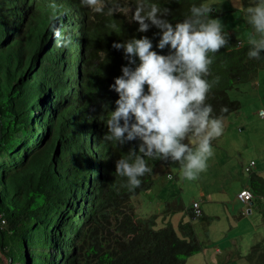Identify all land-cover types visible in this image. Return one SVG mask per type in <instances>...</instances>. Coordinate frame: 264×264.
<instances>
[{
	"label": "trees",
	"instance_id": "16d2710c",
	"mask_svg": "<svg viewBox=\"0 0 264 264\" xmlns=\"http://www.w3.org/2000/svg\"><path fill=\"white\" fill-rule=\"evenodd\" d=\"M130 1L126 17L109 14L112 0H104L102 13L79 0H57L67 10L57 26L70 29L73 39L57 48L48 0H0V264H185L202 249L191 223L180 225L179 236L170 224L157 228L156 215L140 217L132 203L171 160H148L152 172L130 192L121 186L126 180L115 174V162L141 142L104 140L119 98L110 86L122 67L140 63L135 58L128 65L112 44L148 37L152 51L169 53L167 46L156 47L159 29L138 31L131 19L138 0ZM205 1L150 0L168 10L161 18L173 27ZM242 2L248 7L258 0ZM227 38L208 77L218 76L219 83L205 101L222 118L241 107L229 91L264 69V51L259 60L249 59L248 44L231 33ZM249 187L264 196L263 178L251 174ZM248 259L264 264L263 243L252 246Z\"/></svg>",
	"mask_w": 264,
	"mask_h": 264
},
{
	"label": "clouds",
	"instance_id": "9594fccd",
	"mask_svg": "<svg viewBox=\"0 0 264 264\" xmlns=\"http://www.w3.org/2000/svg\"><path fill=\"white\" fill-rule=\"evenodd\" d=\"M82 7L102 13L104 0H79ZM52 10L50 29L55 46L67 48L73 43L71 30L61 29L57 22L67 10L61 11L57 0H48ZM119 7H110L113 15ZM131 11V9H129ZM210 6L201 4L190 8V15L173 27L166 19L168 10H161L150 0H138L131 19L138 23V31L147 32L150 26L159 29L160 50L169 48L167 55L152 51L148 37L130 39L125 43H113L112 48L123 50L128 65L110 86L118 94L115 110L106 119L107 134L104 140L123 146L139 140L137 149H129L125 157L115 162V174L125 178L121 185L128 191L141 186V178L152 172L148 160H171L178 163L183 179L196 180L208 167L214 155L212 140L223 132V118L213 115L212 106L206 104L208 93L219 83L212 75L213 57L228 45V38L219 19H210ZM249 59L259 60L264 51V0L245 9ZM115 27V25H112ZM147 86V92H145ZM227 112L228 108L221 109ZM123 122V123H121ZM195 141V146L183 143ZM147 158V159H145Z\"/></svg>",
	"mask_w": 264,
	"mask_h": 264
},
{
	"label": "rangeland",
	"instance_id": "374dc122",
	"mask_svg": "<svg viewBox=\"0 0 264 264\" xmlns=\"http://www.w3.org/2000/svg\"><path fill=\"white\" fill-rule=\"evenodd\" d=\"M130 2L112 0L111 7L118 6L127 17L132 11ZM205 4L214 8L215 19L221 21L227 37L231 33L247 44L252 29L242 0H207ZM229 95L241 107L223 118V132L211 142L214 155L207 169L189 181L181 177L178 163L171 161L156 169L150 192L132 197L140 217L156 215L157 228L170 224L181 236V224L193 225L202 249L185 264H256L248 254L254 244L264 246V196L256 194L248 207L236 201L240 188L249 181L251 174L244 172V167L251 160L257 164L256 174L264 179V117L258 114L264 110V69L256 70ZM183 143L195 146V141L188 139ZM193 201L200 203L205 214L202 218L189 214Z\"/></svg>",
	"mask_w": 264,
	"mask_h": 264
},
{
	"label": "built area",
	"instance_id": "2783aa9c",
	"mask_svg": "<svg viewBox=\"0 0 264 264\" xmlns=\"http://www.w3.org/2000/svg\"><path fill=\"white\" fill-rule=\"evenodd\" d=\"M258 114L260 117H264V110L260 109ZM254 166H255V161L251 160L248 164L245 165L244 172H246L247 174H251ZM236 198L238 201L242 203H248L249 201H252V199L254 198V193L249 187H245L238 192ZM190 210L195 217L202 216V210L200 208V203L198 201H193V203L190 205Z\"/></svg>",
	"mask_w": 264,
	"mask_h": 264
},
{
	"label": "crops",
	"instance_id": "0c3cea01",
	"mask_svg": "<svg viewBox=\"0 0 264 264\" xmlns=\"http://www.w3.org/2000/svg\"><path fill=\"white\" fill-rule=\"evenodd\" d=\"M238 42L239 43H241V44H244L243 42H241V41H239L238 40ZM256 162H255V166L253 167V169H252V172H251V174H255V175H257L256 173H258V170H254V168L256 167ZM160 167H165V166H160ZM245 187H249V181L248 182H246V184L245 185H243L242 186V188H240V190L239 191H241L243 188H245ZM147 192H150L151 190L150 189H148V190H146ZM255 195L256 194H254V198H255ZM254 198L252 199V201H249L248 203H243V207H248V206H250L251 204H253L254 203ZM236 201H237V198H236ZM238 202V201H237ZM190 208V207H189ZM200 208H201V206H200ZM201 210H202V217L203 216H205V214H204V212H203V209L201 208ZM248 212H250V210H248ZM219 250L217 249V252H218Z\"/></svg>",
	"mask_w": 264,
	"mask_h": 264
},
{
	"label": "water",
	"instance_id": "95a60500",
	"mask_svg": "<svg viewBox=\"0 0 264 264\" xmlns=\"http://www.w3.org/2000/svg\"><path fill=\"white\" fill-rule=\"evenodd\" d=\"M212 10H214V8H212Z\"/></svg>",
	"mask_w": 264,
	"mask_h": 264
}]
</instances>
